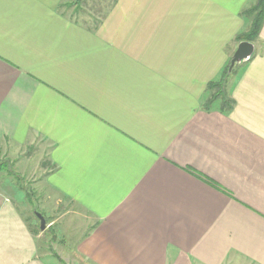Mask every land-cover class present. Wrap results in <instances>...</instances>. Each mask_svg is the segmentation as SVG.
Instances as JSON below:
<instances>
[{"label":"crops","instance_id":"obj_1","mask_svg":"<svg viewBox=\"0 0 264 264\" xmlns=\"http://www.w3.org/2000/svg\"><path fill=\"white\" fill-rule=\"evenodd\" d=\"M255 1L109 0L94 20L70 0H0V146L43 147L45 186L83 213L61 226L71 259L264 264V20L230 107L205 106ZM13 190L0 264H49Z\"/></svg>","mask_w":264,"mask_h":264},{"label":"rangeland","instance_id":"obj_2","mask_svg":"<svg viewBox=\"0 0 264 264\" xmlns=\"http://www.w3.org/2000/svg\"><path fill=\"white\" fill-rule=\"evenodd\" d=\"M70 10L75 11L80 18H87L91 16L94 20L101 15L102 9L107 5L109 0H70ZM256 2V1H255ZM73 9V10H72ZM43 147L33 145L22 149H6L0 146V185L6 188L12 187L14 190V198H19L29 202L30 206L27 208L28 215L36 224V228L40 231L39 220L35 216V212L42 211L46 220V227L41 230L38 238L40 249L51 256L46 257L45 260L49 264H60L58 259H63V264H86L81 260L71 259L65 251H68L67 243L70 242L71 237L69 232L63 233L61 226L63 223L70 225L77 224L79 227L83 220V213L67 199L61 197L60 194L51 190L43 182L44 173L50 168L49 162L44 158ZM24 189L26 193H21L18 190ZM17 189V190H16ZM18 191V192H16ZM62 201V208L57 207L56 202ZM45 206L43 207L42 205ZM44 209V210H43ZM76 212L80 213L79 215ZM41 213V212H40ZM64 214V218L59 220L54 226H48V221L58 218ZM59 254V255H58ZM57 256V258L55 256ZM60 259V260H61ZM88 264V263H87Z\"/></svg>","mask_w":264,"mask_h":264},{"label":"trees","instance_id":"obj_3","mask_svg":"<svg viewBox=\"0 0 264 264\" xmlns=\"http://www.w3.org/2000/svg\"><path fill=\"white\" fill-rule=\"evenodd\" d=\"M242 16L249 21V27L247 30L242 32L238 38L240 41L246 40L253 42L257 39L264 20V0H256L253 5L243 10ZM228 67L229 65L224 68L222 76L219 80L207 83L206 89L209 93V97L205 103L206 108H208L209 104H212L218 99H220L223 109H228L230 107L232 101L227 95L225 85L226 80L233 72V68L229 72ZM47 223H49V221Z\"/></svg>","mask_w":264,"mask_h":264},{"label":"water","instance_id":"obj_4","mask_svg":"<svg viewBox=\"0 0 264 264\" xmlns=\"http://www.w3.org/2000/svg\"><path fill=\"white\" fill-rule=\"evenodd\" d=\"M253 49L254 46L252 42L246 40L240 41L232 54L228 71L230 72L235 64L248 60L253 53ZM35 216L39 220L40 229L44 230L46 227L44 216L40 212H35Z\"/></svg>","mask_w":264,"mask_h":264}]
</instances>
